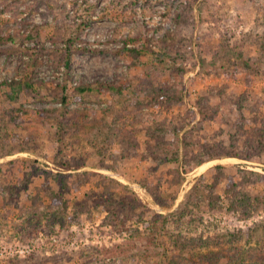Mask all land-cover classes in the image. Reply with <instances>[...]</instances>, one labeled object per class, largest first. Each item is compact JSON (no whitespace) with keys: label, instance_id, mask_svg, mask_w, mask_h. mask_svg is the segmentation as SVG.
<instances>
[{"label":"rangeland","instance_id":"1","mask_svg":"<svg viewBox=\"0 0 264 264\" xmlns=\"http://www.w3.org/2000/svg\"><path fill=\"white\" fill-rule=\"evenodd\" d=\"M76 19L84 24L79 31L74 27ZM177 20L182 25V40L175 41L172 53L185 74L165 76V82L176 87L167 107L145 108L153 119L134 129L141 142L137 156L120 159L124 144L116 141L111 148L104 134L90 143L88 127L79 134V144L71 145L69 137L60 138L54 122L42 124L38 111L63 112L60 101L65 94L67 109L87 108L93 117L90 110L105 109L112 101L108 94H100L98 82L141 83L142 67H133L132 59L119 56L118 49L130 39L141 46L147 36L163 38L175 31ZM29 33L38 35L36 42L26 40ZM75 36L80 39L76 44L97 51L75 53L66 69L61 48ZM260 44L264 46V0H0V114L20 105L6 99L4 82L44 81L27 97L21 96L19 101L30 111L20 127L0 115V154L13 150L1 156L0 165L21 161L20 168L32 172L27 184L17 178L12 181L21 198L22 193L32 192V180L38 185L45 181L33 175L38 168L65 174L72 185L80 183L70 192L67 216L73 221L60 230L23 228L19 207L0 200V264H167L183 255L200 264L201 256L218 253L230 233L242 236L233 243L246 253L243 263L234 264H264V62ZM245 62L251 66L249 71L241 68ZM83 87L89 90L81 93ZM130 97L133 92L116 109ZM201 107L207 108L205 116ZM188 110H195L197 119L176 134L173 125ZM112 118L106 120L111 123ZM154 121L167 123L165 138L173 143L167 146L169 155L179 153L183 159L186 149L180 143L193 129L191 140L222 143L229 152L233 146L229 137L236 133L239 157L213 153V160L193 171L181 169L179 182L173 165L157 171L151 160L142 158L145 135ZM28 132H37V138L26 140ZM258 145L262 147L257 149ZM61 160L70 161L73 168L59 167ZM216 166H225L227 174L236 173V182L241 179L237 170L254 175L244 188L251 198V217L242 216V208L232 209L222 184L214 194L221 198V205L206 202L190 220L179 221L193 186L202 176L209 184ZM154 170L160 175V196L169 202L168 207L158 203L141 182L147 177L153 182ZM210 192L206 189L203 195ZM198 237L216 244L211 240L207 248H183L185 238Z\"/></svg>","mask_w":264,"mask_h":264},{"label":"trees","instance_id":"2","mask_svg":"<svg viewBox=\"0 0 264 264\" xmlns=\"http://www.w3.org/2000/svg\"><path fill=\"white\" fill-rule=\"evenodd\" d=\"M250 1L255 2V0ZM76 4L77 2L74 5L76 6ZM191 19L192 20L189 21L190 23L193 22V18ZM78 21H80V23ZM74 27L77 31L81 30V28L84 27L83 21L76 19ZM174 30L175 31L165 35L163 38L147 36L144 44L141 46L135 45L138 41L136 39H130L124 42L123 46L118 49L117 54L121 57H130L132 59L133 67H142L144 78H142L140 81L141 83L136 86L132 85L130 82H109L104 84L102 82H98V84L102 86V88L99 89L100 94H108L112 100L107 108L101 110H90L92 113L91 116H93L90 117L88 113H86L87 110H89L87 108L67 109L69 106V100L65 94L62 96L60 101L63 106H65L63 112H60L57 109H42L38 111L42 124L51 125V122H54L57 132L60 134V138L66 139L69 137L71 145L79 144V134H81L86 127H88L87 139L90 143L94 144V142L99 139V135L104 134V142L108 143V146L111 148L114 147L116 141H120L124 144L123 151L120 154V159H130L137 156V152L141 147V142L137 139L136 135H134V129L136 126L147 122V120L153 119L147 114L145 108L167 107L169 105L168 102H170L172 98H175L173 92L176 91V87L165 82V76H167V73L178 74L180 77H183L185 74L183 67L177 66L175 62L177 60H175V56L172 53L175 41L182 40V25L180 21H176ZM37 37V34L29 33L26 40L28 42H36ZM79 41L80 39L78 37H71L67 40L65 46L61 48L64 54V65L66 69L70 68L71 58L75 53L97 51L91 50L86 45L83 46L76 44ZM260 45L262 48L260 51L261 58L263 57V59H260L264 62V46L263 44ZM186 49L189 52V47ZM103 51L104 50H100L99 52ZM241 68L249 71L251 66L249 62H245L241 63ZM41 83H44V81ZM41 83H36L32 79L23 80L22 78L4 82L3 87H7L8 89L4 93L6 99L14 104L20 105L16 109L12 106L9 109L3 110L0 115L4 114L6 118L9 117V121H11L14 126L20 127L21 121L29 114L30 110L26 109L24 107V102H20L19 100L21 96L27 97L34 90V87L36 85H41ZM88 90L89 89L83 87L80 88L79 91H81V93H85ZM132 92L134 97H130L123 102L122 108L117 110L116 105L120 104L122 99H124L125 96H129ZM76 99L78 102H83L84 100L80 97ZM99 112L102 114L100 118ZM201 113L205 116L207 114V108L203 110L201 107ZM109 116L113 117L111 123L106 120ZM196 119V111L188 110L186 115L179 120L178 125H173V132L179 134L182 128L186 127ZM154 122L155 126L153 128H149L145 135L146 150L142 153V158L146 162L151 160L150 162L155 165L157 171L166 165H173L174 169L171 171L174 175L176 173V177H179V180L176 179L179 182L182 180L180 178L182 173L181 169H184V173H189L202 166L204 163L213 160V153H217V156L227 153L229 154L228 157H239V154H237L236 151L238 150L240 142L237 139L238 136L236 133H232L229 137L230 141H232L231 144L233 145L230 146L229 152L224 150V146L221 145L222 143L203 144L200 143L199 140H191L190 137L194 133V131H192L193 129L188 130L185 133L184 140L180 143L186 149L183 159L180 158L179 153L169 155L167 146L173 145V143H169L165 138V133L168 129L167 123L157 121ZM173 124H175V122H173ZM37 136V132H28L26 140L35 139ZM261 136L263 135H260V137ZM259 144H262V142L259 141ZM260 147L262 146L258 145L257 149ZM253 148L255 147L253 146ZM12 152L13 150L6 153L11 155ZM58 153L60 154V152ZM8 154H0V159L4 157L3 155ZM117 156L119 158V155H115L113 157ZM112 159L115 160L114 158ZM57 163V165L62 169L71 170L73 168V164L67 160H61ZM21 165H24L21 161H12L6 165H0V200L4 201V203H7L8 205L14 204L19 207L21 211L20 218L23 222L21 227L27 228L29 225H32L37 226L39 230H43L44 228H49L51 230L58 228L60 230L64 228L68 222L71 223L73 220L67 216L68 209L70 207V192L76 190L80 186V183L72 185L69 183L65 174H51L46 170L38 168L35 170L36 173L33 175L38 174V177L42 176V178H45V181L38 185L35 180H32V183H30L33 186L32 192L27 193L29 191L28 190L25 193H22L24 197L21 198L22 196L18 193L19 187L16 182L13 183L12 181L17 178L18 181L21 180L27 184L29 179L27 177L32 175V172L28 169L20 168ZM78 165H82V162ZM78 165L77 168L79 167ZM112 168L115 170L117 169L116 165L112 166ZM226 169L227 168H225V166H216L215 173L214 175H211V182L209 184L206 183V176L199 178L197 183L193 186L185 206L178 214L179 221L182 222L184 219L190 220L194 216V212L201 209L206 202H208L209 205L214 204L216 207L221 205V198L219 196L215 197L214 194L217 188L222 184L225 186L224 190L228 196V201L232 206V209L242 208V216L245 218L251 217V198L248 193L244 192V188L248 183H252L254 175L237 170L241 174V179L239 182H236V173L227 174L225 172ZM154 173L157 174L156 170H154ZM159 176L160 175L157 174L153 182L148 180L149 177L143 179L141 182L152 192L153 197L158 203L168 207L170 205L169 202L164 201L163 197L160 196L162 193L160 192L161 181ZM170 186H172V184H170ZM237 187H240V189ZM206 189L211 192L205 196L203 195V192ZM101 193L107 194L106 192ZM20 202H23L22 206L20 205L21 207L19 206ZM238 239L241 240L242 236L238 233H230L227 237H225L226 244H221L222 246L220 250L217 251L218 253L201 256L204 260H200V264H221L224 259L225 260L222 264L243 263L246 253L243 248H237L238 246L235 247L233 243ZM211 240H209V238L204 239L203 237H198L195 240L185 238L181 243L183 244V248H187L188 246L207 248L212 243ZM212 241L216 244L215 240ZM177 243H179V241ZM227 244L229 245L228 247ZM216 247L219 249V246ZM237 254L242 257L237 258ZM252 256H255V254L253 253ZM251 259H253V257H251ZM194 263L195 262H191L189 259H186V256L183 255L181 257H173L167 264ZM251 263L258 264L257 261H253Z\"/></svg>","mask_w":264,"mask_h":264}]
</instances>
